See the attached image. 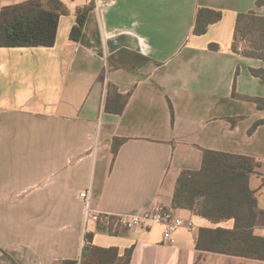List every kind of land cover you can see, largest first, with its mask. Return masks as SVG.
I'll return each instance as SVG.
<instances>
[{
    "label": "crops",
    "instance_id": "obj_1",
    "mask_svg": "<svg viewBox=\"0 0 264 264\" xmlns=\"http://www.w3.org/2000/svg\"><path fill=\"white\" fill-rule=\"evenodd\" d=\"M23 1L0 0V8ZM257 1L62 0L69 14L53 47H0V142L23 148L13 155L18 171L6 165L0 176L37 189L27 213L0 217V264L80 260L87 234L119 256L132 249L130 264H264L197 248L201 228H232L234 220L213 223L173 205L180 174L201 168L204 149L255 158V234L264 236V124L256 125L264 108L254 100L264 98V82L251 72L264 61L233 47L237 15L264 16ZM91 3L81 39L72 41L77 10ZM200 7L223 18L195 35ZM113 55L130 68L109 69ZM109 84L130 93L121 114L105 109ZM115 137L125 139L116 156ZM86 189L95 211L163 204L194 229L182 228L175 245L163 242L159 225L108 232L86 222Z\"/></svg>",
    "mask_w": 264,
    "mask_h": 264
},
{
    "label": "trees",
    "instance_id": "obj_2",
    "mask_svg": "<svg viewBox=\"0 0 264 264\" xmlns=\"http://www.w3.org/2000/svg\"><path fill=\"white\" fill-rule=\"evenodd\" d=\"M264 5V0H258ZM91 3L78 8L76 23L70 31V39L79 42L83 34ZM69 14L62 0H26L0 8V47H53L56 44L61 16ZM223 18V12L200 7L195 18L193 33L204 35L210 25ZM234 50L237 43L247 41L244 55L264 61V16L255 12L239 13L235 25ZM144 62L149 58L143 57ZM108 68H130L115 55L108 57ZM253 75L264 82V66L251 69ZM130 97L120 94L114 84L108 85L106 111L121 114ZM264 108V98L254 99ZM264 124V119L256 125ZM255 125V126H256ZM125 139L115 137L112 143L114 156ZM260 162L255 158L204 149L201 168L184 170L180 174L173 205L185 208L213 223L234 220L232 228H201L197 248L205 251L242 256L264 261V236L255 234L259 206L258 199L250 186V177L256 173ZM103 228L101 224H98ZM80 260H64L62 264H130L132 249L123 256L115 247L103 248L92 244L93 234H87Z\"/></svg>",
    "mask_w": 264,
    "mask_h": 264
},
{
    "label": "built area",
    "instance_id": "obj_3",
    "mask_svg": "<svg viewBox=\"0 0 264 264\" xmlns=\"http://www.w3.org/2000/svg\"><path fill=\"white\" fill-rule=\"evenodd\" d=\"M246 48V40H241L237 43V52L242 53ZM79 198L85 206L86 222L92 221L96 224H101L106 231L112 233L119 232L123 229L133 230L159 225L163 227V242L167 245H175L177 243V234L182 228L186 227L189 230H193L195 226L192 220H184L175 213L172 207L163 204H156L130 213L112 214L109 212L95 211L91 208L90 189L81 191Z\"/></svg>",
    "mask_w": 264,
    "mask_h": 264
},
{
    "label": "rangeland",
    "instance_id": "obj_4",
    "mask_svg": "<svg viewBox=\"0 0 264 264\" xmlns=\"http://www.w3.org/2000/svg\"><path fill=\"white\" fill-rule=\"evenodd\" d=\"M19 150H23L22 146L16 145L12 147L8 144L0 142V175L5 170L6 165L10 166L13 169L11 171L12 173H16V171H14L15 169L18 171L19 161H15L16 158L13 155L15 154L14 152H18ZM27 150L30 152L37 150L44 151V148H37V150ZM6 152H8V154L3 155V153ZM43 174L38 177V181H47V176ZM41 186L45 187L46 185L44 184V182H42ZM31 188H34V186L29 188L27 187V185H17L14 181L8 183L7 179L3 180L0 176V217L2 218V220L7 218L12 220L15 217H20L27 213V210L29 208L28 206L24 205L31 201L32 195L36 194L37 190H32ZM6 225L7 232H9L8 230L10 229L11 224L7 223Z\"/></svg>",
    "mask_w": 264,
    "mask_h": 264
}]
</instances>
